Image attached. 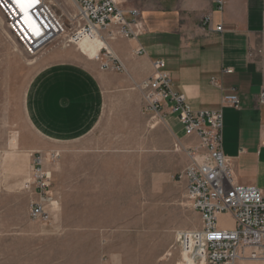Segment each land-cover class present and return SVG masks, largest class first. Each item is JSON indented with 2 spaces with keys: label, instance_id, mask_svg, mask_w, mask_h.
I'll return each instance as SVG.
<instances>
[{
  "label": "crops",
  "instance_id": "0c3cea01",
  "mask_svg": "<svg viewBox=\"0 0 264 264\" xmlns=\"http://www.w3.org/2000/svg\"><path fill=\"white\" fill-rule=\"evenodd\" d=\"M123 8L128 20L132 17L127 11H139L137 23L131 27L135 37L109 41L124 72L102 71L97 61L98 43L86 40L77 50L91 62L78 61L73 49L54 52L46 57L44 68L27 92V117L39 140L32 152L64 153L72 146L76 152L73 166L89 167L87 174L78 172L74 191L66 190L56 175L62 156L60 164L57 161L53 167L54 191L64 205L62 225H68L64 201L94 198V192L105 194L97 190L104 189L102 185L121 182L120 176L110 181L104 173L93 170L94 162L105 156L109 145L118 147V152H126L129 145L142 149L144 159L153 161V183L160 181L162 149L170 150V160L176 157L177 148L183 151V161L173 162L175 168L185 170L190 164L186 150L199 140L186 136L175 115L165 116L167 110L152 119L138 89L153 75L157 60L165 62L173 92L185 97L193 111L223 112V151L236 184L264 191V106L257 103L264 88V0H225L223 10L213 0H138ZM207 17L213 29L221 25L223 32L204 28ZM85 42L90 43L86 46ZM139 49L143 55H137ZM225 69L233 73L225 74ZM232 93L239 97L240 109L223 106V96ZM174 116L182 127V137L168 120ZM92 141L98 145L94 150L90 148ZM118 155L122 159V153ZM65 161L62 166L67 165ZM99 167L105 168V161ZM111 217L100 231L112 232L113 226L118 227L120 220L116 218V224L113 214Z\"/></svg>",
  "mask_w": 264,
  "mask_h": 264
},
{
  "label": "rangeland",
  "instance_id": "374dc122",
  "mask_svg": "<svg viewBox=\"0 0 264 264\" xmlns=\"http://www.w3.org/2000/svg\"><path fill=\"white\" fill-rule=\"evenodd\" d=\"M54 2L53 10L70 34L75 27L70 18L78 16V10L72 0ZM66 43L64 36L43 52L30 55L11 32L0 9V264H192L181 252L178 235L200 229L201 221L181 179L184 168H175L173 164L184 159L183 151L178 148L173 160L168 157L170 150L162 149L160 181L153 183V161L144 159L146 154L142 149L129 145L126 152H118V147L109 145L105 156L94 162L97 167L93 170L95 174L104 173L110 181L120 176V183L102 185L104 189L97 190L105 194L92 191L94 198L64 201L68 205L65 207L67 226L62 225L63 200L49 221H33L29 217L32 199L24 185L31 171L30 153L39 140L27 117V92L44 68L46 57L54 52L73 49L78 61L91 62L81 55L78 46L68 47ZM87 43L90 42L84 44ZM96 45L99 51L104 47L103 43ZM86 50L91 58L92 52ZM168 120L182 137V127L175 116ZM90 144L92 150L98 146L97 141ZM85 146L90 150L88 142ZM66 150L59 152L62 161L61 164L58 161L56 175L66 190L74 191L78 172L87 174L89 167L73 166L76 152L72 146ZM65 160L67 165L62 166ZM102 161H105L103 169L99 167ZM117 164L121 166L117 168ZM98 196L109 198L98 199ZM112 214L113 223L117 224L116 218L120 220L118 227L113 226L112 232L100 231L99 227L112 219ZM80 220H88V224ZM219 225L232 229L235 223L230 216H222Z\"/></svg>",
  "mask_w": 264,
  "mask_h": 264
},
{
  "label": "built area",
  "instance_id": "2783aa9c",
  "mask_svg": "<svg viewBox=\"0 0 264 264\" xmlns=\"http://www.w3.org/2000/svg\"><path fill=\"white\" fill-rule=\"evenodd\" d=\"M78 16H71L74 29L68 28L53 10L51 0H37L29 10V22L12 5L11 0H0V9L17 41L30 54L37 55L59 38L68 36L67 46H79L87 39L100 37L106 46L98 60L102 71L121 73L125 68L109 41L117 37L133 38L132 25H136L139 11H127L123 5L138 0H73ZM223 10L225 0H213ZM218 33L221 25L213 29L210 17L204 28ZM139 49L137 55H143ZM165 62L153 63L154 73L138 85L142 92L145 110L153 118L167 110L166 115H175L184 128L185 135L196 137L199 144L186 150L190 164L181 175L186 183L187 197L199 214L201 227L198 230L182 231L177 243L184 257L192 264H241L243 261L264 263V191L256 187L236 184L230 161L223 151L224 114L222 111H193L182 95L172 90V80L165 71ZM232 74V69H225ZM215 83V81H213ZM258 105L264 106V88L258 95ZM224 107L240 109L239 97L232 93L222 98ZM31 171L24 188L32 195L30 218L47 222L59 202L54 191L53 167L61 158L59 152H31ZM230 216L234 229L221 228L219 219Z\"/></svg>",
  "mask_w": 264,
  "mask_h": 264
},
{
  "label": "snow or ice",
  "instance_id": "6c2138e0",
  "mask_svg": "<svg viewBox=\"0 0 264 264\" xmlns=\"http://www.w3.org/2000/svg\"><path fill=\"white\" fill-rule=\"evenodd\" d=\"M11 3L14 4L23 15L27 16L29 9L37 3V0H11Z\"/></svg>",
  "mask_w": 264,
  "mask_h": 264
},
{
  "label": "bare ground",
  "instance_id": "6f19581e",
  "mask_svg": "<svg viewBox=\"0 0 264 264\" xmlns=\"http://www.w3.org/2000/svg\"><path fill=\"white\" fill-rule=\"evenodd\" d=\"M73 1V0H72ZM51 2H53V3H55L54 2V0H51ZM74 2V1H73ZM14 7H15V9H17L16 8V6L14 5V4H12ZM36 5V4H35ZM34 5V6H35ZM33 6V7H34ZM76 6V5H75ZM33 7H31L29 10H31ZM77 9V8H76ZM78 10V9H77ZM17 11L20 13V11H19V9H17ZM23 14H21V16H22ZM23 17H24V20L25 21H27V22H29V20H30V17H29V13H28V15L27 16H25V15H23ZM75 17H77V16H75ZM68 25V24H67ZM66 38H68V36L66 37ZM87 41H90V42H94V43H103L104 44V47L106 46V43L100 38V37H98V38H96V39H87Z\"/></svg>",
  "mask_w": 264,
  "mask_h": 264
}]
</instances>
